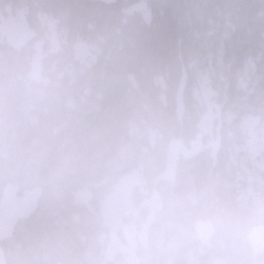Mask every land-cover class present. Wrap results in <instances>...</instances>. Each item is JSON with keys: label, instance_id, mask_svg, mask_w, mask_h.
Listing matches in <instances>:
<instances>
[{"label": "trees", "instance_id": "trees-1", "mask_svg": "<svg viewBox=\"0 0 264 264\" xmlns=\"http://www.w3.org/2000/svg\"><path fill=\"white\" fill-rule=\"evenodd\" d=\"M6 12L23 13L29 37L0 40V202L8 188L41 196L0 244L4 264H131L106 252L101 204L135 172L160 206L133 264H264V248H240L210 227L264 203V151L242 178L233 162L245 155L236 152L243 120L264 130V0H0ZM203 83L223 119L207 145ZM174 140L200 147L170 175ZM247 183L255 197L241 195ZM86 188L91 210L74 203Z\"/></svg>", "mask_w": 264, "mask_h": 264}, {"label": "rangeland", "instance_id": "rangeland-1", "mask_svg": "<svg viewBox=\"0 0 264 264\" xmlns=\"http://www.w3.org/2000/svg\"><path fill=\"white\" fill-rule=\"evenodd\" d=\"M23 22L24 16L21 12H16L14 14L11 12H6L5 14H0V40L14 42L17 44L24 43L29 37V34L26 32L25 28L21 26L23 25ZM42 23L47 27L50 39L56 40L57 34L54 22L49 18L44 17L42 19ZM197 95L199 96V100L203 104H206L205 115L210 112L215 113L216 110L211 105L213 91L209 90V86L206 83H203L201 85L199 91L197 92ZM222 120V117H220L217 121L216 126L214 125V127L216 128L217 126H219ZM242 131L245 136L244 145L242 148H237L236 152H242L245 154L243 156L244 161L236 160V156L233 157L236 175L238 178L243 177L244 174L242 171H244L248 175L250 174V170L252 169L251 166L257 164V162L261 159L264 151V130L257 124L255 119L251 117L244 119L242 122ZM214 135V133L208 134L207 132L205 145L209 144V139H211V144H213ZM199 147V145H196L195 147L193 146L191 149H188L186 153L188 155L194 153L199 149ZM245 163L248 164V166H246ZM126 178L129 180L132 189L134 187V192L137 196H141L140 193L145 192L144 183L142 181L143 178L139 172L132 173ZM248 183L252 184L253 182L249 181ZM248 183L245 189L242 187L240 189V186L238 187L241 191V195H243L247 190L255 197V187L253 185H248ZM255 183L259 184V190H261V182L256 181ZM79 196H83L84 198H86V192L82 191L77 195V198ZM149 196L151 197V199L149 200V197L147 198V201H149L147 206L150 211L149 214L153 216V214L158 209L159 204L155 194L150 193ZM87 200L88 199H86L85 201ZM105 210L106 204L104 205L103 213L105 212ZM122 220L123 219L117 222L119 226L118 228H112V226H108L109 228L107 234L104 236L106 252H108L110 258L118 255L133 264L136 261L137 249L139 248V246L145 244V236L143 237L141 228H137L135 225L133 226V224H131V216L127 218V221Z\"/></svg>", "mask_w": 264, "mask_h": 264}, {"label": "water", "instance_id": "water-1", "mask_svg": "<svg viewBox=\"0 0 264 264\" xmlns=\"http://www.w3.org/2000/svg\"><path fill=\"white\" fill-rule=\"evenodd\" d=\"M93 2H99L105 5L114 4L116 0H91ZM38 66L34 65V74H38ZM35 80H38L36 77ZM186 86V75H182L179 90L178 100L181 104L182 91ZM219 116V114H217ZM215 116L208 114L201 123V128L206 131H210L213 128ZM180 153V141L172 142L168 147L166 162L170 169H174L177 155ZM41 195L39 189H34L27 193L22 198H16L14 193L7 190L4 194L3 200L0 203V243L8 240L15 228L16 223L26 217L28 214H32L36 210L37 200ZM132 189L127 179H121L117 186L111 190L107 195L106 200L108 203V210L106 211L105 221L112 224L117 215L124 216L129 211L133 210V204L131 201ZM199 235L205 237L206 232L202 227H199ZM252 245L263 246L258 239H250ZM0 264H4V256L0 249Z\"/></svg>", "mask_w": 264, "mask_h": 264}, {"label": "clouds", "instance_id": "clouds-1", "mask_svg": "<svg viewBox=\"0 0 264 264\" xmlns=\"http://www.w3.org/2000/svg\"><path fill=\"white\" fill-rule=\"evenodd\" d=\"M210 227L215 234L230 238L240 248L253 238L264 243V203L258 209L225 212L216 217Z\"/></svg>", "mask_w": 264, "mask_h": 264}, {"label": "flooded vegetation", "instance_id": "flooded-vegetation-1", "mask_svg": "<svg viewBox=\"0 0 264 264\" xmlns=\"http://www.w3.org/2000/svg\"><path fill=\"white\" fill-rule=\"evenodd\" d=\"M134 190L135 189L133 187V192H134ZM140 194H141V196H138V199H142V197H145V198H148L149 197V200L151 199V197L149 196V194L146 193V192L140 193ZM157 200H158V198H157ZM142 203L139 204V205H137V206H135L133 212H131L128 216H131L132 217L131 224H133V226L135 225L137 228H141V231H142V234H143V237H144V236H146V230L148 229V226L151 223H153V219H154V214L155 213L153 214V216H151L149 214L150 211H149V208L147 206V204L149 203V201H144ZM127 218H125V217H123V218H117L116 219V222H118L121 219H123L122 221H125V220L127 221ZM116 227L117 228L119 227L118 226V223L116 224Z\"/></svg>", "mask_w": 264, "mask_h": 264}, {"label": "bare ground", "instance_id": "bare-ground-1", "mask_svg": "<svg viewBox=\"0 0 264 264\" xmlns=\"http://www.w3.org/2000/svg\"><path fill=\"white\" fill-rule=\"evenodd\" d=\"M169 68V67H168ZM155 87V86H154ZM151 100V99H150ZM155 101V100H154ZM154 101L152 102V103H154ZM145 103V102H144ZM157 104V103H156ZM147 105V104H146ZM152 105V104H151ZM154 106V105H153ZM155 110H156V108H155ZM199 145V144H198ZM200 151V150H199ZM198 151V152H199ZM94 198V197H93ZM143 204V203H142ZM138 212V211H137ZM135 213V212H134ZM153 219V218H152Z\"/></svg>", "mask_w": 264, "mask_h": 264}]
</instances>
